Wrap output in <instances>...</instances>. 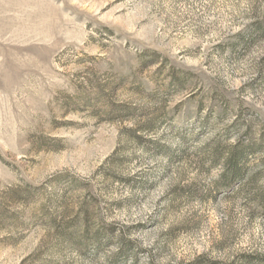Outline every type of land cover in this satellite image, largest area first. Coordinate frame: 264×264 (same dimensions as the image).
I'll return each instance as SVG.
<instances>
[{
	"label": "rangeland",
	"instance_id": "1",
	"mask_svg": "<svg viewBox=\"0 0 264 264\" xmlns=\"http://www.w3.org/2000/svg\"><path fill=\"white\" fill-rule=\"evenodd\" d=\"M258 192L264 0H0V264H264Z\"/></svg>",
	"mask_w": 264,
	"mask_h": 264
},
{
	"label": "trees",
	"instance_id": "2",
	"mask_svg": "<svg viewBox=\"0 0 264 264\" xmlns=\"http://www.w3.org/2000/svg\"><path fill=\"white\" fill-rule=\"evenodd\" d=\"M245 150H241L240 152H239V155L238 154H233L234 156H233V158H235L237 155V157L236 158H238L240 155H242L243 154V152H244ZM234 160V159H233ZM242 172H243V170L242 169H238L237 171L236 170H234L233 171V176L235 177V176H238L239 174L241 175L242 174ZM260 192V191H259ZM258 192V195H260V197H261V200L264 202V193H259ZM255 195V194H254Z\"/></svg>",
	"mask_w": 264,
	"mask_h": 264
}]
</instances>
